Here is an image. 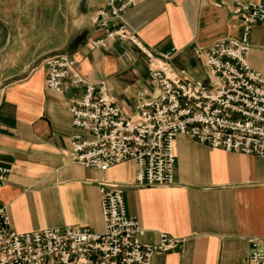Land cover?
Here are the masks:
<instances>
[{"label": "crops", "instance_id": "0c3cea01", "mask_svg": "<svg viewBox=\"0 0 264 264\" xmlns=\"http://www.w3.org/2000/svg\"><path fill=\"white\" fill-rule=\"evenodd\" d=\"M54 1V10L63 11L55 44L45 36L42 42L48 45L34 61L19 62L7 71L1 68L0 73V166L9 170L0 201L14 231L71 227L100 233L98 187L118 184L123 186L127 213L145 230L143 243L155 244L161 234L182 240L178 250L156 254L150 264H247V240L264 238V165L259 157L211 149L177 136L174 186L169 188L134 187L133 161L104 171L69 161V138L76 130L68 106L80 88L63 94L47 90L42 59L74 58L80 77L103 83L126 115L132 113L138 94L152 87L145 59L133 46L109 42L104 49L92 48L103 35L93 25L98 0ZM231 7L232 0H143L125 13L124 21L156 57L168 55L175 70L204 80L207 72L192 50L240 39L242 24L231 15ZM11 31L0 67L22 58L6 55L15 45ZM249 47L247 65L264 79V21L252 28Z\"/></svg>", "mask_w": 264, "mask_h": 264}, {"label": "built area", "instance_id": "2783aa9c", "mask_svg": "<svg viewBox=\"0 0 264 264\" xmlns=\"http://www.w3.org/2000/svg\"><path fill=\"white\" fill-rule=\"evenodd\" d=\"M93 25L103 30L91 43L129 44L145 59L152 87L137 96L126 115L103 83H87L74 58L55 55L43 61L45 88L63 94L80 88L69 101L76 132L69 138L71 163L104 171L125 161L136 166L134 187L174 186V139L185 136L211 149L259 157L264 165V79L246 62L249 34L264 21V3L232 0L231 15L242 24L240 39L226 38L194 48L207 77L192 80L175 70L170 56L152 54L128 29L125 13L143 0H98ZM167 1V0H165ZM9 170L0 166V188ZM103 230L65 227L19 234L0 201V264H150L156 254L178 250L181 239L159 236L142 242L145 230L125 208L123 186L100 184ZM247 264H264V238H249Z\"/></svg>", "mask_w": 264, "mask_h": 264}, {"label": "rangeland", "instance_id": "374dc122", "mask_svg": "<svg viewBox=\"0 0 264 264\" xmlns=\"http://www.w3.org/2000/svg\"><path fill=\"white\" fill-rule=\"evenodd\" d=\"M54 4V0H0V18L14 31L15 45L6 55L12 57L16 53L22 54V58L15 64L9 61L5 67H0V73L3 69L7 71L15 68L19 62L26 64L34 61L33 57L48 45L42 42L45 36L46 39L50 38V45L55 44V34L62 28L63 11L54 10ZM5 38L6 32L0 26V47Z\"/></svg>", "mask_w": 264, "mask_h": 264}, {"label": "water", "instance_id": "95a60500", "mask_svg": "<svg viewBox=\"0 0 264 264\" xmlns=\"http://www.w3.org/2000/svg\"><path fill=\"white\" fill-rule=\"evenodd\" d=\"M0 26L2 28H4L6 33H7V37H6L3 45L0 47V55H2L3 53H5V51L7 50L8 46L10 44L11 37H12V31H11V28L1 19H0Z\"/></svg>", "mask_w": 264, "mask_h": 264}]
</instances>
